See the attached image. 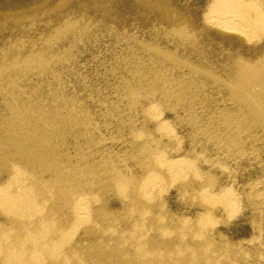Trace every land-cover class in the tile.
Here are the masks:
<instances>
[{"label":"bare ground","instance_id":"bare-ground-1","mask_svg":"<svg viewBox=\"0 0 264 264\" xmlns=\"http://www.w3.org/2000/svg\"><path fill=\"white\" fill-rule=\"evenodd\" d=\"M34 2L0 15V264H264V0ZM138 8L170 40L122 72Z\"/></svg>","mask_w":264,"mask_h":264},{"label":"rangeland","instance_id":"rangeland-1","mask_svg":"<svg viewBox=\"0 0 264 264\" xmlns=\"http://www.w3.org/2000/svg\"><path fill=\"white\" fill-rule=\"evenodd\" d=\"M12 1H14V2L12 3ZM30 1H32V0H0V15L3 16L5 13H7L8 10H10V6H14L16 8V6H18L19 3H21V2L30 3ZM127 1H130V0H127ZM176 1L180 3L182 0H176ZM34 4H36V3L34 2V3L27 4L26 6H24L22 8H29V7L33 6ZM197 6H198V4L193 6V8L197 7ZM128 10H130V9H128ZM126 12L127 11H125L124 14ZM125 15H128L129 18H131L133 20L131 21V24L126 25V30H124L125 33L118 37V41L120 43L118 44L117 42H115L117 44V46H116L113 42H109L110 47L113 46L112 50L116 54V57H118L119 59H116L115 57H110V55L115 56V54L112 52L110 53V51H108V50H105V53L107 55L110 54L106 61H111V60L122 61V65H121L122 72H125L126 69L129 68V65H127V63L125 62V59L126 58L130 59V56H132L131 59L134 58L136 61L139 60V61H143L145 63H149V61L145 60L146 59L145 57H146L148 52L145 51L141 45L136 43V41H138V38L144 37V35L147 31L152 30L154 32H162L166 36V40H168V41L170 40V38H169L170 36L162 28H160L162 23L152 22L154 17L157 18V16H159V12H158V14L156 12L150 13L148 11H143L141 8H138L134 12H131V13H128ZM171 42L173 43L172 40H171ZM132 54H136V55L133 56ZM150 64L152 66L151 61H150ZM158 65L159 64H155L152 67H157ZM165 65H167V67H175V65L171 64V63L165 64ZM78 68H82V67H78ZM74 72H76V71H74ZM80 73H82V71L79 70V74ZM89 73L90 74L88 77H86V74H85V76L81 77V78H83V80H82V85H80V88H74L73 87V85H77L78 83L65 80L64 85H66L67 83L69 85L73 84V85H71L72 89H67V90H69L70 92L72 90L75 92H78L79 96H86L88 91L86 89H83V88H86V85H87V87L91 86L93 88H101L105 85H111L112 81L116 80V78H115L116 75L110 73L109 70H107V66L105 64H103V65L99 66L98 68L90 71ZM75 76H77V75L75 74ZM213 98L216 99L215 97H213ZM179 110L181 111L180 115L178 116L179 118L186 116L187 113L183 109H179ZM169 112H170V110H169ZM173 117H174V112L172 110L171 114L167 115L166 118L168 121H171L173 119ZM180 122L181 121H176V119H174L173 122L169 123V125L176 132H178L179 135H184L182 132H179L178 129L176 128V125H179L180 127L186 126L185 124H180ZM105 135H107V133H105ZM258 144L261 145V142H259ZM225 155H226V152H223V154H221L222 157H224ZM256 161H257V159H256ZM241 167L245 168L246 171L249 173L248 177H251L252 182H254V184L258 185V187L254 188V189H256L257 191H260L259 196L262 195L261 198H263V196H264V170H262L261 167H259L255 161H251L249 163L248 167H245L241 163ZM262 167H263V164H262ZM248 177H245V179ZM250 209H253V208H250ZM258 213H259V211H258Z\"/></svg>","mask_w":264,"mask_h":264}]
</instances>
